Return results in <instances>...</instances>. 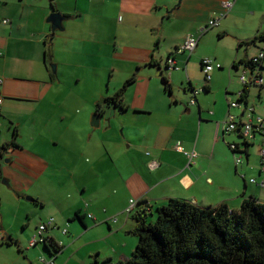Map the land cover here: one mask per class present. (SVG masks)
I'll return each instance as SVG.
<instances>
[{
    "label": "crops",
    "instance_id": "0c3cea01",
    "mask_svg": "<svg viewBox=\"0 0 264 264\" xmlns=\"http://www.w3.org/2000/svg\"><path fill=\"white\" fill-rule=\"evenodd\" d=\"M228 1L234 5L220 18V26L208 29ZM179 3L0 0V149L9 148L4 159L11 160L7 166L0 161V179L10 190L9 197L0 199V209L10 211V203L12 214H20L26 200L34 203L43 209L41 217L37 214V226L54 218L47 237L63 248L54 257L45 245L31 248L29 243L31 249L41 246L42 254L36 250L28 264H41V258H54L56 264L127 262L138 245L137 213L155 215L171 200L204 208L227 205L230 210L240 209L249 199L264 204V189L259 186L264 172H255L259 179H247L253 169L244 171V163L236 165L229 149L233 144L244 149L240 135L224 130L228 114L246 122V105L254 106L256 115H264V86L258 87V101L253 96L259 108L250 104L256 86L247 89L246 101L241 100L244 87L237 76L238 81L233 78L226 87L225 102L211 95L223 66L211 74L210 83L202 71L211 37L235 35L239 48L264 34V0ZM53 12L67 20L64 31L52 36L47 19ZM216 29L220 30L210 33ZM188 36L196 37L198 46L192 53H178ZM241 48L228 63L236 74L243 69L245 73L246 67L234 69L235 63L248 62L260 53L253 45ZM171 57L178 70L164 72L166 80H162L157 76L159 66L168 67ZM195 64L204 84L192 70ZM50 66L56 67L55 72ZM122 90L121 105L111 101ZM194 91L201 92L196 105H191ZM237 92L240 99L232 100ZM103 101L106 106L101 105ZM230 102L239 107L230 108ZM113 104L117 108L110 119ZM97 112L106 114L100 129L94 130L91 117ZM260 138L254 135L251 147ZM178 145L196 154L193 164L177 151ZM64 169L68 180L56 176ZM84 169L91 178H86ZM38 184L42 193L34 191ZM29 194L35 199H28ZM130 200L139 205L127 215ZM47 207L49 214L44 211ZM1 218L0 214V235L4 236L0 253L13 246L21 253L19 242L4 231ZM22 224L27 227L30 222Z\"/></svg>",
    "mask_w": 264,
    "mask_h": 264
},
{
    "label": "trees",
    "instance_id": "16d2710c",
    "mask_svg": "<svg viewBox=\"0 0 264 264\" xmlns=\"http://www.w3.org/2000/svg\"><path fill=\"white\" fill-rule=\"evenodd\" d=\"M247 45H253L261 52L264 34L241 43L239 48ZM262 63L253 58L248 62L235 63L233 68L245 66L263 72ZM132 82H127V85ZM122 96L123 90L111 101L121 105ZM247 98L246 90L241 100L246 101ZM240 138L245 140L242 145L248 160L252 145L245 138ZM6 149H0V158ZM137 217L136 250L127 262L116 264H264V204L257 199L245 200L238 210H230L227 205L204 208L176 199L157 209L155 215L138 212ZM8 242L13 243L11 238ZM45 249L54 257L63 251L54 241L46 244ZM103 264L114 263L108 261Z\"/></svg>",
    "mask_w": 264,
    "mask_h": 264
},
{
    "label": "rangeland",
    "instance_id": "374dc122",
    "mask_svg": "<svg viewBox=\"0 0 264 264\" xmlns=\"http://www.w3.org/2000/svg\"><path fill=\"white\" fill-rule=\"evenodd\" d=\"M219 30L220 29H216V30L210 31V33H215L216 31H219ZM235 37H236L235 35H231L227 38L221 39L217 35H215L214 37H211V39L208 40L207 45H206L207 49L205 50V54H206L205 58L215 60L216 62H218L219 64H221L223 66V71L217 72V73H219L218 74L219 75L218 81L215 84L213 83L214 87H213V90L211 92V95L213 96V98H217V100L224 99L225 102H226V95H225L226 87H227L229 81H231L233 78L238 81L237 78L242 76L243 70H244L243 69V70L237 72V74H236L234 71L231 72V69H230L231 65L230 66L228 65L229 61H231V59H233L234 56L237 55V49H239L238 45H236ZM248 38L249 37H247L246 39H248ZM244 50H245V48H241L240 54H242V53L244 54ZM50 52H52V54H53V50L51 48H50ZM53 67L54 66H50L52 71H53ZM192 70H195V72L199 73V75L201 76L200 78L202 80V84H204V75L200 71V67L197 64H195L192 66ZM228 72H231L232 78H230ZM198 88L201 89V87H198ZM258 90H259L258 87L253 88L252 96L250 98L251 99L250 104H254V105L257 104V106L259 108H261L257 102H253V96L254 95H255L256 100H257ZM238 93L239 92L234 93L235 95L233 97H231V99L236 100V101L239 100L240 97H239ZM247 140L250 142V144H252L251 138H248ZM239 141H240V143H244L245 140L241 139ZM260 141H261V138H260ZM253 145L254 146L251 147V154H250L249 161H247V158L245 156H244V160H243L244 168H245L244 171L249 170L250 168L253 169V171H251V173L248 176H246V174L244 173V175L247 177L248 180H250L251 178L259 179L258 175H255V172L258 173L259 170L260 171L263 170L262 160L260 157V150H259L260 142L258 144V142L256 141ZM233 159H235V158L233 157ZM3 164H5V163H3ZM7 165L8 164H5V166H7ZM83 174L86 176V178H91V175L89 173H86V169H84ZM83 174H81V175H83ZM47 176H50V175H47ZM56 176L59 178L62 177L64 179L68 180L69 175L67 173V170L64 169L63 172L61 171V173L59 171L56 174ZM46 179L50 180V178H47V177H46ZM52 179H54V177H52ZM3 182H5V181L3 180L0 183V188H1L0 189V192H1L0 199H1V201H3L2 198H6V197L10 196V190L8 189L7 182H6V184ZM40 186H41L40 184L35 186V188H34L35 193H42L43 192L40 189ZM2 189L5 190L4 193H3ZM38 189H40L39 192H37ZM27 197H28V199L33 198V196L30 194ZM33 199H35V198H33ZM9 206H10L9 208H10L11 212L8 211L7 208H5V207H2L0 209V212H1L0 214L3 217V218H1L2 225H3L4 231L7 232L6 234L8 236L12 235L13 239L16 240L17 242H19V245L23 251L20 253L16 246H13L10 248L6 247L0 253V264H19V262H25L26 264H28L29 262L33 261V259L35 257L34 252L36 250L39 251L40 254H42L41 253V248H42L41 246L37 247V249H35V248L31 249V248H29V243L31 242L33 235L36 233V226L39 223V219L37 217V214L40 215V217H41V215L43 214V209H41L40 207H37L34 203L26 200L24 203V206H26V207L23 208L22 212L20 214H17V213L12 214V212H14L13 205L9 203ZM49 210H50L49 207L44 209V211L47 213L49 212ZM27 215H30L29 218L26 217ZM31 215L33 217L32 219H31ZM30 219H31V221H30ZM24 221H26V223L30 222V225L25 227V224H22ZM37 260H38V256H37ZM35 264H38V262L36 261Z\"/></svg>",
    "mask_w": 264,
    "mask_h": 264
},
{
    "label": "built area",
    "instance_id": "2783aa9c",
    "mask_svg": "<svg viewBox=\"0 0 264 264\" xmlns=\"http://www.w3.org/2000/svg\"><path fill=\"white\" fill-rule=\"evenodd\" d=\"M41 1V0H36ZM51 2H54L56 0H50ZM234 5L233 1H228L223 4V13L218 16L215 19H212L208 25V29H215L220 26V18L225 16V13L229 12ZM199 40L194 36H188L184 44L178 49V53H185V52H193L196 47L198 46ZM1 55V52H0ZM258 60L263 61L262 64H264V47L262 51L259 53V55L256 57ZM256 62V60H255ZM167 65L170 70H178V68L175 67L176 62L171 57L168 59ZM222 65L218 62L211 60V59H204L202 62V71L205 75V79L208 83L211 82L212 77L211 74L215 70H221ZM250 70V72H249ZM250 73V76L247 77V73ZM241 83L244 87L243 93L250 87V86H256V87H263L264 86V78L262 75V72L258 69H249L245 68V73L243 72L241 76ZM201 91H195V99L191 101V105H196V97ZM243 93L240 94L243 95ZM2 103V98H0V104ZM263 108H264V101L261 102ZM230 108L235 109L239 107V103L236 102H230ZM244 115H246V122L242 123L237 120V117H235L232 114H228L226 121L224 122V130L225 133H238L242 138H245L246 140L248 138H254V135L259 134L261 137L260 141V157L262 160V166H263V172H264V115H256L254 106H248L245 107ZM177 151L184 153L186 157L189 159L190 164H193L194 160H196V154L194 153H186L185 150L178 145L176 147ZM229 149L234 152V158L236 165H240L243 163L244 160V149L241 147V145L233 144L229 145ZM252 184H257L258 182L256 180H251ZM259 186L264 189V181H262ZM139 205V202L136 200H130L129 206L126 209L125 213L127 215H131L135 208ZM90 219L93 217L91 215L88 216ZM115 222L117 221L116 218L113 219ZM55 225V219L51 218L45 223H41L40 226L37 228L36 233L33 235L30 247H36L38 245H46L50 242V240L47 237V233L49 232L50 228H52ZM63 234H68V230H63ZM0 240H4V236L0 235ZM62 247V245H59ZM41 264H56L55 259L52 258L50 260H45L43 258L40 259Z\"/></svg>",
    "mask_w": 264,
    "mask_h": 264
},
{
    "label": "water",
    "instance_id": "95a60500",
    "mask_svg": "<svg viewBox=\"0 0 264 264\" xmlns=\"http://www.w3.org/2000/svg\"><path fill=\"white\" fill-rule=\"evenodd\" d=\"M183 0H180V3L182 2ZM179 3V4H180ZM67 20V18L62 14V13H59V12H53L49 18L47 19V23L51 25L52 27V36L57 33V32H62L64 31V27H63V24L64 22ZM52 36L49 38V40L47 41V44H50L51 42V38ZM55 69L56 67L54 66L53 67V72H55ZM170 69L168 67L164 68L162 66H159V70L157 72V76L162 78V80H166L164 77V72L166 71H169ZM195 92V91H194ZM101 105L102 106H106V102H101ZM113 109L109 110L110 112V119H112L116 113V108H117V104H113ZM106 112L104 113H100V112H97L95 114L92 115L91 117V127L94 129V130H98L100 129L101 127V124H102V119L103 117L105 116ZM9 153V148H7L6 150L3 151V155L2 157L0 158V161L3 160V162L5 164H9V162L11 161L10 159H4V156L6 154ZM246 157V156H245ZM247 158V157H246ZM1 165H0V172L2 174V171H1ZM3 180L0 179V183L2 182ZM6 184V182H3Z\"/></svg>",
    "mask_w": 264,
    "mask_h": 264
}]
</instances>
